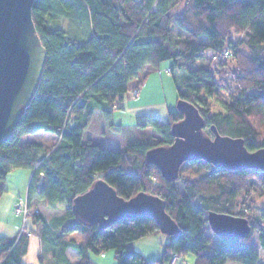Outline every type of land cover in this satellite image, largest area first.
Wrapping results in <instances>:
<instances>
[{"label": "trees", "instance_id": "obj_1", "mask_svg": "<svg viewBox=\"0 0 264 264\" xmlns=\"http://www.w3.org/2000/svg\"><path fill=\"white\" fill-rule=\"evenodd\" d=\"M33 10L47 66L15 133L0 145V199L13 168L31 169L26 193L30 216L34 225H42L43 242L60 250L57 257L66 264H74L65 254L70 246L79 253L77 264H95L92 254L113 249L118 264H170L175 252L184 261L194 253L195 264H259L254 237L258 233L264 249V213L252 216L247 205L250 193L264 192V170H227L196 159L181 165L177 180L163 178L146 153L174 142L173 122L184 117L177 108L166 120L140 113L136 125L151 128L152 139L130 141L124 150L85 137L96 110L112 120L116 103L133 84L144 85L148 74L142 72L171 61L177 100L198 107L207 133L215 125L224 135L242 137L249 151L264 147V0H37ZM62 18L74 26L86 24L88 34H69ZM174 25L186 35H175ZM117 126L125 132L124 125ZM43 130L59 141L52 146L21 141L23 135ZM99 178L127 199L145 190L166 201L180 233L169 235L161 258L150 261L129 245L160 229L151 215L123 218L103 229L74 213L73 200ZM41 205H65L66 210L52 224ZM210 210L248 218L251 234L218 236L207 220ZM73 232L80 241L63 239ZM32 233L36 231L0 236V264H24Z\"/></svg>", "mask_w": 264, "mask_h": 264}, {"label": "water", "instance_id": "obj_2", "mask_svg": "<svg viewBox=\"0 0 264 264\" xmlns=\"http://www.w3.org/2000/svg\"><path fill=\"white\" fill-rule=\"evenodd\" d=\"M37 0H0V145L15 133L17 125L40 90L48 53L33 21ZM184 117L173 122L170 145L156 146L146 153L168 181L179 178L185 161L205 160L223 169L264 170V147L248 150L242 137L219 132L215 125L206 132L205 119L198 107L185 99L177 100ZM73 211L84 221L103 229L113 223L140 215H151L162 232L178 235L180 227L166 210V201L145 190L127 199L102 178L73 200ZM207 220L218 236L243 238L251 234L244 216L210 210Z\"/></svg>", "mask_w": 264, "mask_h": 264}, {"label": "rangeland", "instance_id": "obj_3", "mask_svg": "<svg viewBox=\"0 0 264 264\" xmlns=\"http://www.w3.org/2000/svg\"><path fill=\"white\" fill-rule=\"evenodd\" d=\"M61 20H63L64 22V29H66L69 34L75 32L83 34V36H86L88 34L89 29H87L86 24H82V26L75 24L74 26L73 22L70 23L65 18H62ZM174 26L175 35H186V32L181 27H179L178 25ZM235 37L236 35L234 36V39H237V37ZM228 59L229 62L235 63L232 57ZM170 64L171 61H164L158 69H154L151 66L147 67L145 71L142 72V75L148 74L144 85L137 88L138 86L135 82L133 86L131 85L132 87L130 86L131 89L125 95L124 99L116 103V106L114 107L112 113V120H106L101 115L100 111L96 110L95 119L90 124L85 138L87 139V137H92L100 142V144H102L104 147H110L116 150L126 149V145L130 141L151 140V128L139 130L136 125L137 116L140 115V113L151 114L152 112H156L166 120L169 115L168 110L177 108L178 101L176 99L178 91H176L174 80H172V75H170V69L168 68ZM134 90H137L138 93L134 94ZM122 106L124 107V109ZM218 108L219 107L216 106L213 110L215 111ZM119 124H122L126 127L125 132H123V130L117 126ZM210 135L213 136V133H211V131ZM26 140H35L37 142L43 143V145L45 146H52L54 145V143H57L54 142L57 141L56 135L46 130L23 135L21 141L25 142ZM28 169L29 168L27 167L14 168L13 171L23 173L25 172V170L28 171ZM12 177L13 179L15 178L14 181H18L19 179L22 180L21 177L17 178L16 172H12L11 178ZM26 196V193L22 194L23 199ZM249 196L251 197L247 205L248 207H250L249 213L252 214V216H260L262 213H264V192H262L261 190H257L252 192V194L250 193ZM3 198L1 200L2 202L0 201V235H10L9 233L12 232L11 229H13V223L20 220H22L23 222L24 220L25 226L23 227L22 231H36V233L30 234V247L28 248L29 251L25 256V264H46L45 261L43 262L41 259L39 249V235L42 234L43 231L42 225L40 224L37 227L33 224L31 216L27 218V221L22 214L16 213L15 205L17 202L14 205L15 208L10 211L9 206H7V204L5 203L3 204V200H5ZM19 199H21V197ZM65 210V205H58L56 208H52L49 210L47 209L45 215L50 217L51 223L54 224V220L56 218L64 216ZM56 228H58V226ZM209 229H207L208 232H210ZM257 235L258 233H256L254 239L256 242L257 250H259L260 253L259 264H264V249L261 247ZM62 237L65 238L66 235ZM168 241L169 235L158 229L152 234H148L145 235V237L136 239L135 241L129 243V245L131 248L136 249L143 255L147 256L150 261H154L162 257V253ZM45 247L46 245H44V248ZM47 252L48 251L46 250L44 257H48V255H46L48 254ZM91 257H93V261L95 262V264H118L114 249L104 251L102 254H92ZM185 260V264H195V254L189 252V254L185 256ZM228 264L239 263L236 261H228Z\"/></svg>", "mask_w": 264, "mask_h": 264}, {"label": "crops", "instance_id": "obj_4", "mask_svg": "<svg viewBox=\"0 0 264 264\" xmlns=\"http://www.w3.org/2000/svg\"><path fill=\"white\" fill-rule=\"evenodd\" d=\"M172 80H173V78H172ZM174 84H175V81H174ZM175 87H176V84H175ZM142 91H143V89H142ZM123 109H124V107H123ZM168 111L170 112L171 110H168ZM151 114H154V115L160 117L161 119H163L156 112H152ZM163 120H165V119H163ZM56 139H57V141H54V142H58L59 141V139H58L57 136H56ZM33 141H35V140H33ZM33 141L26 140L24 143H26V142H33ZM13 170H14V168L10 171L11 173L10 172L8 173V175L6 177L5 185H6V189L7 190L2 195V198L4 197L3 199H5V200H3V204L4 203L7 204V206H9L10 211L15 208L14 205H15V203L18 201V199L20 197L22 198V194L27 193V189H28V186H29V181H30L31 176L33 174L31 169H28V171L25 170V172H23V173L18 172V171H13ZM12 172H16L17 178L21 177L22 180L19 179L18 181H16V180L14 181L15 178L14 179H13V177L11 178ZM12 179H13V181H12ZM2 198L0 199V201L2 200ZM39 207H40V209H41L42 212L44 211L43 212L44 216H46L45 213H46V210L47 209L48 210L49 209H52V208H49L48 206H42V205L39 206ZM46 218H47L48 221H50V217L46 216ZM13 224H14L13 227H12L13 229H11L12 232L9 233L10 235H8V234H6V235L13 236L16 233H19L23 229V227L25 226L24 220H23V222H22V220H20L18 222H14ZM35 226L38 227V224L36 223ZM4 235L1 234L0 236H4ZM39 238H40V241H39V249H40L41 259H42L43 262L45 261L46 264H50L52 262H60L61 264H66L67 263L65 261V259H62V258H59L58 259L57 255H59V251L60 250L48 248V246H47L48 244L46 242H43V240H42V238H41L40 235H39ZM80 238H81V236L79 235V233L73 232V233H69L68 235H66V237L63 238V239H65L67 241H69L71 239H75L76 241H79ZM44 245H46L45 248H44ZM45 249L48 251L47 252L48 254H46V255H48V257L43 258L44 257V254L46 252ZM65 254H66V258H68L69 261H71L74 264H77L79 262V260H80L78 251L74 247H72V246L68 247L65 250ZM23 260H24V264H25V257L23 258Z\"/></svg>", "mask_w": 264, "mask_h": 264}, {"label": "built area", "instance_id": "obj_5", "mask_svg": "<svg viewBox=\"0 0 264 264\" xmlns=\"http://www.w3.org/2000/svg\"><path fill=\"white\" fill-rule=\"evenodd\" d=\"M228 54V52H226ZM134 94H137V90L133 91ZM16 213L22 214L23 217L27 220V218L33 214V212H30L29 206H27L26 197L23 199H19L16 203ZM39 209H35V213L38 212ZM170 264H185L184 260L182 259L180 253H173L170 257Z\"/></svg>", "mask_w": 264, "mask_h": 264}]
</instances>
